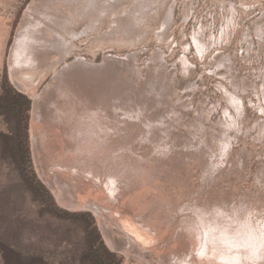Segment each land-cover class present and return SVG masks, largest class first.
Segmentation results:
<instances>
[{
  "label": "bare ground",
  "instance_id": "1",
  "mask_svg": "<svg viewBox=\"0 0 264 264\" xmlns=\"http://www.w3.org/2000/svg\"><path fill=\"white\" fill-rule=\"evenodd\" d=\"M125 1L32 0L24 13L10 53V69L16 85L32 92L31 134L40 175L60 205L92 211L112 248L127 256L140 253L146 264L151 263L148 253L163 255L158 264H264V153L259 152L262 165L257 172L248 167L246 155L239 157L254 179L252 188L237 187L238 195L230 196L226 194L229 188L220 187L219 192L226 190L225 194L216 197V182L225 174L221 168L231 161V131L247 133L253 129L243 127L235 114L244 108L241 91H254L257 99L249 101L264 113V71L261 84L249 83L247 76L241 82L230 78V85L220 80L217 86L227 102L220 104V119L205 125L203 120L212 109L204 108V99L195 108L186 131L181 130L179 119L184 108L193 105L190 92L201 87L190 81L182 95L174 85L173 75L180 63L186 67L190 63L186 52L171 68L166 67L165 52L157 48L146 62L149 72L141 82L130 74L132 70L140 72L135 63L138 47L125 54L109 51L102 61L82 55L73 61L67 59L76 47L75 38L91 34L104 17L115 15L117 26L126 19L132 27L148 16L150 11L145 8H150L151 1L143 4L139 0H132L138 3L129 10L120 6L117 14L115 7ZM173 15L171 7L163 28ZM84 18L89 20L87 26L76 31L73 25ZM131 30H125V39H131ZM263 32L257 25V34ZM162 35L160 32L159 37ZM193 38L198 47L205 48L199 34ZM63 60L65 64L58 69ZM233 60L232 54L223 55L217 76L228 79V72L223 71L233 68ZM158 69L163 71L159 79L155 75ZM50 70L57 84L41 94L36 92L37 78L33 76ZM255 121L260 137L264 135V116ZM68 150H75V154L66 153ZM244 151L249 152L246 147ZM194 166L202 167L201 184L193 188L183 205L163 199L160 190L155 193L163 179H187L188 168ZM229 176L227 172L225 180ZM143 185L138 195L141 206L132 203V195L125 198L130 188ZM125 212H132V218ZM171 228L172 236L166 240ZM179 250H183L182 255Z\"/></svg>",
  "mask_w": 264,
  "mask_h": 264
},
{
  "label": "rangeland",
  "instance_id": "2",
  "mask_svg": "<svg viewBox=\"0 0 264 264\" xmlns=\"http://www.w3.org/2000/svg\"><path fill=\"white\" fill-rule=\"evenodd\" d=\"M148 1H151L150 8L145 10L149 9L150 12L139 24L131 27L128 20L122 19L117 26L114 21L115 15H110L104 17L91 34L73 39L76 47L67 57L68 61L75 60L77 55L93 61H102L109 51L125 54L131 48L138 47L140 50L138 49L135 63L140 68V72L135 73L132 70L130 74L141 82L147 77L149 69L146 62L151 61L154 50L162 48L167 59L166 67L171 68L175 62L179 63L178 59L184 55L183 52H186L190 63L187 67L180 63L173 75L174 85L178 90L183 91L182 95L185 94L190 81L201 87L190 92L193 105L184 108V115L179 119L180 129L184 131L195 116V108L204 99H206L203 103L204 108L207 111L212 109L210 115L203 120L206 126L212 124L211 120L216 122L223 115L220 104L227 102L217 86L220 80L229 84L230 78L241 82L243 76H247L249 83L263 82L260 80V75L264 71L262 68L264 67V32L258 35L257 25L264 29V0H139L138 2L144 4ZM31 2L32 0H0V94L5 89L11 88L22 94L10 95L13 101L10 107H3L0 103V264H5L2 256L4 249H14L31 258L42 254L50 264H80L79 261L88 243L92 244L94 250H98L96 254L99 257V264H146L140 253L134 252L131 256H127L122 251L112 248L106 242L100 222L92 211L75 210L60 205L38 171L31 134L32 92L21 90L16 85L10 69V53L18 27ZM138 2L134 4L132 0H126L120 5L117 4L115 10L120 14V6L129 10ZM171 7L174 9L173 18L166 28H163V22ZM230 7L235 11L229 9ZM88 21L87 18L81 19L77 25H73V28L81 32ZM127 28H132L129 34L131 39H125ZM160 32L163 33L161 38ZM247 33L252 37L247 38ZM195 34H199L206 49L196 45L193 38ZM247 39H252V42L249 43ZM187 45L190 47L185 50ZM222 53L232 54L234 58L233 68L223 71L228 72V79L216 74L220 60L223 58ZM64 61L57 66L58 69L63 67ZM162 69H158L155 73L158 79L163 76ZM33 78H37L35 91L40 94L46 92L50 85L57 84L53 70L46 71L41 76L39 74L38 77L35 75ZM241 93L244 97V108L242 107L239 113L236 111L235 114L241 120L243 127L253 129L247 133L231 131L233 139L229 147L231 161L221 168L225 170V174L220 178L221 184L219 180L216 182V194H218L216 197L223 196L227 188L229 190L226 194L233 196L238 195L237 187H253L254 179H251L249 169L247 170L240 163V155H246L248 167L252 171L257 172L262 165L259 152L264 153V135L258 137L260 130L254 127H256L255 120L261 115L264 116V113L262 114L249 101L250 98L257 99L254 91L245 90ZM245 147L249 150L248 154L244 151ZM67 152L75 154V150ZM19 156H24L21 166L16 164ZM201 169V166L188 168L187 179H163L155 187V193L160 190L163 199H170L174 204L183 205L184 199L193 188H198L201 184ZM227 172L230 174L228 181L225 180ZM246 177L248 180L243 181ZM33 180L43 184V187L38 184L39 189L36 193H33L27 184ZM144 187L143 185L141 188H130V195L125 198L129 199L133 196L132 203L141 206L138 195L143 192ZM220 187L226 190L219 192ZM198 196L202 197V195ZM104 201L107 202L105 199ZM128 202L125 203L126 207L129 205ZM148 202L149 200L146 204ZM131 214L132 212H125L128 218H132ZM181 218L179 217V223ZM119 223L131 230L124 222ZM179 223H175V226ZM176 230L178 231V227ZM171 236L172 228L165 239L169 240ZM100 239L110 253L99 245ZM179 251L177 253L182 255L183 250ZM9 254L13 261L18 258L12 252ZM146 257L151 259L150 264H158L163 255L148 253ZM35 263L39 264V262ZM163 264L169 263L164 261Z\"/></svg>",
  "mask_w": 264,
  "mask_h": 264
},
{
  "label": "trees",
  "instance_id": "3",
  "mask_svg": "<svg viewBox=\"0 0 264 264\" xmlns=\"http://www.w3.org/2000/svg\"><path fill=\"white\" fill-rule=\"evenodd\" d=\"M4 90V89H3ZM14 94V96H21L22 94L15 91L14 89H5L1 94H0V103L2 104L1 106L3 107H10V104L13 102L10 98V95ZM17 158V157H16ZM22 158H24V156H19V158H17V162L16 164L20 165L22 164ZM33 180L31 181V183H27L28 186L30 187V189L32 190L33 193L37 192L38 188V184L41 185L43 187V184L40 181H36ZM87 232V229H86ZM100 238V237H99ZM99 245H101V247H103V249H105V251H108V249H106L103 241L100 239L99 241ZM100 247V246H98ZM100 247V248H101ZM98 248V249H100ZM97 249V248H95ZM96 251L98 250H94V248L92 247V244L88 243L86 245V250L85 253L83 254L82 258L80 259L79 263L80 264H99V257L96 254ZM14 253L17 255L18 258L15 259V261H13L12 257H10L9 253ZM108 253H110L108 251ZM3 258H4V262L5 264H36L35 262H39V264H50L48 261L45 260V258L41 255H36L31 257L25 256L22 252L14 250V249H4L3 250ZM82 261V262H81Z\"/></svg>",
  "mask_w": 264,
  "mask_h": 264
}]
</instances>
